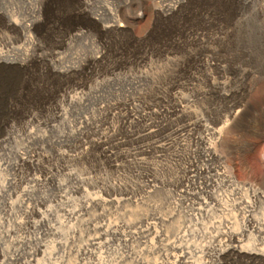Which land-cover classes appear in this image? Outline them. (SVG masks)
I'll use <instances>...</instances> for the list:
<instances>
[{
    "label": "bare ground",
    "instance_id": "1",
    "mask_svg": "<svg viewBox=\"0 0 264 264\" xmlns=\"http://www.w3.org/2000/svg\"><path fill=\"white\" fill-rule=\"evenodd\" d=\"M76 1L84 8L90 3V0ZM184 1L175 0L164 6L144 5L143 10H148L151 17L166 18ZM55 3L58 5L61 0ZM101 7V11L109 12L105 6ZM211 11L205 7L189 11L200 15L196 23H176L172 28L175 34L167 41L152 43L150 51L142 50L133 62L136 95L119 104L99 106L97 109L103 113L100 119L93 121L87 116L78 119L70 130L75 138L73 143L52 147V155L45 154L42 148L18 154L13 165L16 177L4 181L13 190L4 203L0 222V264H15L16 260L18 264H218L204 256L219 259L228 255L249 264H264V210L259 206L264 203V179L257 185L238 180L234 162L240 158L241 168L247 169L245 152L264 139V122L260 119L264 110L254 117L245 113L242 118H237L236 110L219 126L207 122L211 115L203 100L222 83L214 74L227 62L220 50L229 32L234 31L231 26L223 28ZM262 11L264 14V6ZM181 12L186 14L184 9ZM137 13L127 19L114 14L107 22L100 20V11L85 13L98 28L101 41V49L88 57L87 64L95 65L104 57L109 42L106 37H117L123 31L131 34L133 22L144 16L143 11ZM149 26L150 22L142 34L149 31ZM33 30L34 22L19 21L0 10V56L19 40L33 44L36 49L40 47L26 34ZM82 32L79 27L69 35ZM63 41L66 42L65 38ZM47 53L42 51L32 58L46 61L51 57V52ZM93 65L82 73L95 75ZM72 71L76 72L52 69L65 75ZM89 83L65 89L66 102L80 100L89 90ZM64 120L62 105L55 107L47 119L30 114L25 134L41 140L45 135L37 132L39 125L51 130L56 121ZM200 128V132H195ZM186 137L195 139L206 161L221 158L218 147L226 148L232 155L229 167L220 163L200 168L194 161L189 163L185 171L192 173V177L198 173L208 175L205 182L202 180L203 189L189 191L187 183L182 190L186 201L183 210L189 219L177 224L175 233L168 238L161 227L172 223L174 211L167 215L142 213L139 219L115 216L123 198L112 196L111 192L121 188V184L106 183L105 163L118 169L117 156L123 157L141 174L140 192L149 196L167 185L168 180L160 172L176 163L179 155L175 146L184 144L181 142ZM54 142L49 144L52 146ZM169 154L172 162L167 160ZM78 164L82 167H77ZM21 165L29 167L23 171ZM46 188L52 189L50 195ZM15 209L22 215H17ZM195 235L205 242L192 240ZM154 238L165 241L159 249L152 245ZM136 241L144 245L138 249ZM153 251H158L164 260L153 257Z\"/></svg>",
    "mask_w": 264,
    "mask_h": 264
},
{
    "label": "rangeland",
    "instance_id": "2",
    "mask_svg": "<svg viewBox=\"0 0 264 264\" xmlns=\"http://www.w3.org/2000/svg\"><path fill=\"white\" fill-rule=\"evenodd\" d=\"M174 1L90 0L89 7L84 8L76 0H61L58 5L55 0H0V10L8 16L19 21L34 22L35 30L26 34L32 37L35 44L41 45L36 49L33 44L19 40L10 44L0 56L3 60L0 62V181L3 182L0 185V222L3 219L4 203L13 190V186L4 184V181L16 177L13 165L18 160V154L41 151L42 148L45 154L52 155V147L73 143L75 138L70 130L78 119L87 116L95 121L102 118L103 113L97 109L99 106L119 104L134 97L138 89L133 62L142 50L150 51L154 42L159 44L174 35L172 28L177 25L176 23L184 21L196 23L195 20H198L200 15L198 12L190 13L191 10L200 7L211 8L213 18L221 23L223 28L225 26L234 28L232 33L229 32L220 50V55L227 62L220 72L214 74L222 83L203 100L204 106H207L210 112L209 116L211 115L207 118V122L212 126H219L225 118L231 117L229 113L233 114L236 110L237 118H242L245 113L254 117L264 110V14L262 11L264 0H252L248 3L238 0H185L181 6L169 12L166 18L160 15H154L152 18L148 10H143L144 5L164 6ZM59 6H61L60 10ZM101 6H105L109 12L101 11ZM183 9L186 11L185 15L181 12ZM98 11L102 13L100 16L102 22L109 21L114 14L127 19L129 16H134V13L143 11L144 16L140 19L136 18L133 22L131 34L123 31L118 33L117 37H106L109 42L104 48V57L93 65L87 64V60L92 53L101 49V41L97 33L98 28L90 22L85 13ZM149 22L151 23L149 31L142 34ZM79 27L83 29L82 33L76 36L69 35L76 32ZM139 35L140 38L136 37ZM64 38L66 42L63 41ZM42 51L48 52L47 54L51 52V57L46 61L32 58L34 54ZM89 65L94 66L92 72L95 75L86 76L82 73L84 68L91 67ZM52 69L59 71L72 69L76 72L72 71L66 75L56 74ZM82 83L91 84L89 90L80 100L68 104L64 99L65 89H73ZM146 86L144 82L143 89ZM58 105H62L65 110L63 122L56 121L55 128L51 130L39 125L37 132L45 135L41 140L25 134L26 120L30 114L38 119H47L52 116ZM260 119L264 122V114ZM198 131L200 132L201 128L195 132ZM52 140L55 142L51 146L49 142ZM181 143L184 144L175 146L174 151L179 155L176 163H171L172 167L169 166L160 172V176L162 178L165 176L164 179L168 180L167 185L156 189L149 196L140 192L143 179L141 174H138V171L123 157L117 156L118 169L105 163L106 183L121 184V188L111 192L112 196L123 198L115 216L119 215L121 219L127 217L139 219L142 213L153 211L167 215L174 211L172 223H166L161 227L166 230L168 238L175 233L177 224L189 219L183 210L186 201L182 190L186 188L187 183L189 191L199 190L201 187L203 189V182L208 177L204 173H198L193 177L192 173H186L189 163L194 161L200 168L220 163L229 167L232 155L226 148L218 147L217 151L221 158L206 161L199 153V146L194 138L186 137ZM129 146L133 147L134 143L130 142ZM245 154L247 169L241 168L240 158L234 161L236 178L257 185L264 179V139L258 141ZM169 159L171 160L170 154L167 156V160ZM52 160L55 161V158L53 157ZM28 167L21 165V170L25 171ZM77 167L82 166L78 164ZM45 192L50 195L52 189L46 188ZM259 206L264 210V203ZM15 212L19 216L22 215L19 209H15ZM5 226H7L6 222L3 227ZM191 239L198 242L202 240L196 235ZM1 240L11 245L5 237H1ZM154 240L156 239L152 240V245L157 249L165 242ZM112 242L113 245L117 243L115 240ZM135 244L138 249L144 245L137 241ZM174 251L176 250H170V253ZM152 253L157 260H164L158 251ZM228 256H221L219 259L214 256H204V259L214 260L219 262L218 264H249L238 257ZM18 263L19 261L16 260L15 264Z\"/></svg>",
    "mask_w": 264,
    "mask_h": 264
}]
</instances>
